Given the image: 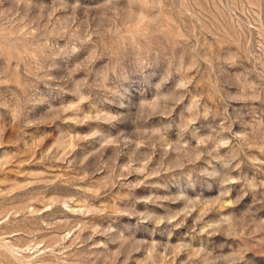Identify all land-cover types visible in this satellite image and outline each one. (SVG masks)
<instances>
[{
  "label": "rangeland",
  "instance_id": "374dc122",
  "mask_svg": "<svg viewBox=\"0 0 264 264\" xmlns=\"http://www.w3.org/2000/svg\"><path fill=\"white\" fill-rule=\"evenodd\" d=\"M0 264H264V0H0Z\"/></svg>",
  "mask_w": 264,
  "mask_h": 264
}]
</instances>
